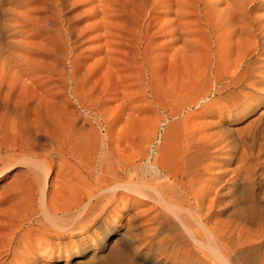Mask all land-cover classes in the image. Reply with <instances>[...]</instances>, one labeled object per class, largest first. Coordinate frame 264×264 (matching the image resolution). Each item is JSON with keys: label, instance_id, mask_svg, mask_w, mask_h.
Returning a JSON list of instances; mask_svg holds the SVG:
<instances>
[{"label": "bare ground", "instance_id": "1", "mask_svg": "<svg viewBox=\"0 0 264 264\" xmlns=\"http://www.w3.org/2000/svg\"><path fill=\"white\" fill-rule=\"evenodd\" d=\"M56 259L264 264V0H0V264Z\"/></svg>", "mask_w": 264, "mask_h": 264}, {"label": "rangeland", "instance_id": "2", "mask_svg": "<svg viewBox=\"0 0 264 264\" xmlns=\"http://www.w3.org/2000/svg\"><path fill=\"white\" fill-rule=\"evenodd\" d=\"M94 41H88V42H86L85 44H84V46H86V47H89V46H91V45H94ZM87 51V53H88V49L86 50ZM89 61H90V59H88ZM109 95H111V94H108L107 95V97H105L106 99H107V103H108V105L109 106H113L114 104H115V102L112 100V99H109ZM201 110V108L200 107H193L192 108V111H194V113L195 114H198L199 113V111ZM165 123V122H164ZM59 261L60 260H52L51 262H49V264H58L59 263ZM39 264H41V262H39Z\"/></svg>", "mask_w": 264, "mask_h": 264}]
</instances>
